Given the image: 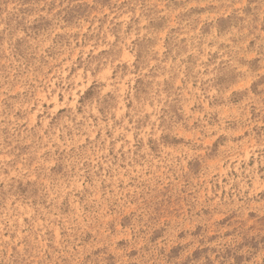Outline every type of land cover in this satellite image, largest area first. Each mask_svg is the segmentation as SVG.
Here are the masks:
<instances>
[{"label": "rangeland", "instance_id": "obj_1", "mask_svg": "<svg viewBox=\"0 0 264 264\" xmlns=\"http://www.w3.org/2000/svg\"><path fill=\"white\" fill-rule=\"evenodd\" d=\"M0 264H264V0H0Z\"/></svg>", "mask_w": 264, "mask_h": 264}]
</instances>
